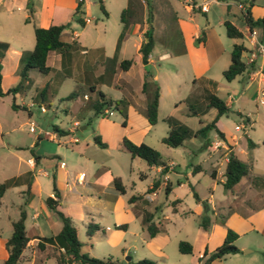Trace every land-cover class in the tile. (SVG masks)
<instances>
[{
    "label": "rangeland",
    "instance_id": "rangeland-1",
    "mask_svg": "<svg viewBox=\"0 0 264 264\" xmlns=\"http://www.w3.org/2000/svg\"><path fill=\"white\" fill-rule=\"evenodd\" d=\"M224 1L235 6L239 2V0H223L218 3H210L206 14L192 12L191 16L199 22L200 29L207 27L211 28L214 34L219 32L220 44L224 50L222 55L226 57L232 45L241 44L244 39L227 37L224 33L223 24L219 23L220 18L226 16L240 28L244 26V22L240 11L235 6H231V13L227 12ZM126 3L127 0H102L105 11L103 14L99 9L97 0H84L81 8L82 13L79 16L83 20L87 18V22L80 25L74 16H69L64 21V28L60 37L66 41H70L71 38L75 39L86 50H89V53L92 51V47H101L104 53L111 57L117 35L121 30L119 13ZM149 3V22L154 39L152 51L154 58L151 63L142 64L141 67L145 72L150 74L156 72L157 74L159 107L154 124L147 126L143 112L136 110L135 113L131 109H127L126 106L123 108V113L129 114L126 125H122L123 116L112 106L107 108V113L104 115L94 116L92 111H84L72 118L64 112L65 107L72 100L62 98L69 92H78V90L79 100H81L82 91L87 93L90 98L95 96L94 92L89 91V87H85L79 82L77 77H80V74L66 77L57 83L53 95L45 92L42 101H39V97H37V101H32L33 99L30 100L28 96L33 94L34 84L39 86L41 80L47 79L46 75L32 69L29 74L28 91L25 94H20L21 90H19L15 95L17 104L22 101L24 103L32 102L33 105L26 109L11 108L10 93L0 97V182L26 168V158L31 156L30 150L36 148V145L32 148V143L38 142L37 137L40 139L44 137L45 143L42 145V149H54L57 155L48 156L34 166L33 173L38 184L39 197L43 199L51 192L53 181L58 188L59 204L61 208L71 214L81 241L86 240L83 226V222L87 221V216H84L85 212L90 213L94 223L98 224L99 227H108L109 230H104V235L110 231L115 232L117 245L110 246L99 229L88 241L86 250L89 256L93 258L111 257L117 260L118 264H125L128 258L132 261L148 259L145 255L144 243L149 236L141 223L144 211L150 214L151 222L155 224L159 234H167L168 241L164 249L167 252L168 260L173 261L176 257L188 260L194 258L199 246L198 241L194 238L199 231V220L202 215L208 216L210 225L213 218H216L218 222L229 208L238 206L237 200L230 199L229 193L222 186L223 176L221 174L224 171V164L219 165V174L216 178L209 175L212 156H215L216 153L222 159L224 152H226L221 143L217 148H211V144L220 139L216 132L212 129L208 131L207 142L193 135L188 136L181 145L176 147H169L161 141L171 123L185 126L190 131H194L211 122L216 113L215 109L206 108L204 100L197 96L198 91L191 83V69L186 56L175 54L176 50L182 46L175 17L186 18L187 16L181 3L177 0H149ZM141 4L142 22L139 24L142 29H145L147 9L143 1ZM26 18L27 9L23 6L20 9L13 8L12 11L5 13L0 11V41L9 42L10 49L30 50L32 48V23L25 21ZM185 35L187 37L189 35L186 30ZM128 41L133 44L129 46V52L133 56L137 35L129 34ZM191 44L195 46L196 41L192 40ZM162 50L168 51L171 57L163 61L157 60L155 55ZM2 52L3 50L0 49V53ZM74 52L77 54V49ZM7 54L9 59L4 60L1 67L2 90L15 85L18 81V72L11 61L14 55L9 49ZM245 56L246 53L243 51L241 59L244 60ZM219 61L212 67L213 74L217 73V77L219 75L222 84L230 85V87L239 90V84L235 80L226 81L218 72ZM48 64H51L50 59H48ZM101 90L108 98H120V91L117 88L102 86ZM214 94L220 99H225L230 93L224 86L219 85ZM236 96L237 93L231 95L232 99L235 100L232 105L234 109L239 108L240 104L250 108V110H253L255 105L258 106L260 111H258V116L252 126L246 128L245 133H243V129L235 132L233 125L242 121L244 124V117L237 116L232 112L228 113L227 117L225 114L218 117L222 127L217 122H215V126L219 131L225 129L226 135L229 133L241 135L242 141L246 140L245 134H247L250 140L260 144L264 137L263 106L255 104L253 100L246 101L241 97L236 100ZM37 105H42L46 111L40 112ZM193 111L195 113H192ZM73 120L78 121L77 127L72 125ZM99 122H101L100 126H98ZM29 125H33L32 132L28 131ZM53 125H57L61 129H70L71 132L50 140L44 133L51 135ZM80 126L83 128L80 129ZM124 126L131 134L130 138L123 136ZM95 135L106 147L101 148L93 142L92 138ZM123 137L130 141L141 139V142L156 150L163 161L174 163L173 169L167 173L170 182L168 192L163 188L156 190L154 194L146 191L148 186L159 176L155 167H151L143 159L131 158L121 145ZM259 149L263 151L264 147ZM58 160H62L66 165V178L62 176L63 170L54 167ZM98 162L111 166L113 173L120 178L124 193L120 194L115 191L110 184L109 193L112 195H109L108 199H113L112 201L116 203L119 210L117 216L129 220L125 231L114 227V218L108 210L101 209L94 204H81L82 201H85V187L75 183V176L82 172L85 175V180L95 176L100 184L106 182L104 179L106 173L101 167L91 176L94 171L92 167ZM196 164L200 165L202 170L191 174L192 166ZM39 169L45 170L46 174L38 172ZM141 174H144V177H140ZM178 181L182 185H178ZM66 185L70 186L71 191L66 192ZM21 188L24 189L23 187L19 189ZM192 191L195 192L200 203H204L206 207L199 215L194 212L197 201L192 196ZM130 197L138 198L131 202L128 201ZM23 198V193L17 192L14 188L6 189L3 196L4 201L13 202V204ZM175 199L179 200L178 209L176 212H172V201ZM14 212L15 209L9 207V216H15ZM0 223L6 224L5 217L0 218ZM253 239L262 243L264 248V239L254 232L240 236L238 243L245 244ZM179 241L188 242L191 245V253H180L177 250ZM249 244L248 247H244L249 252H244V248H242L240 254H228L224 258L215 260L212 264H264V253L258 249L257 242H250ZM247 259H249L248 262ZM51 261L48 259L43 264H51Z\"/></svg>",
    "mask_w": 264,
    "mask_h": 264
},
{
    "label": "crops",
    "instance_id": "crops-1",
    "mask_svg": "<svg viewBox=\"0 0 264 264\" xmlns=\"http://www.w3.org/2000/svg\"><path fill=\"white\" fill-rule=\"evenodd\" d=\"M83 1L81 4V8L83 6ZM243 1L245 0H239V2L241 3H243ZM26 2L27 0H0V11L2 10L3 13H5L8 11H12L13 8L20 9L22 6L26 7ZM30 4H31L30 5L31 15L28 16L27 13V17H30V19H32L33 23L36 26L41 28H46L51 24H57V23L64 24V21H66V19L72 15V11L76 6V0H30ZM181 6L184 12L187 14V16L186 18L175 17L182 43L181 48L179 50H176L175 54L186 56L191 69V73H190L191 83L193 87H196L195 90L198 91L197 96L200 97V99L204 100V95L207 92L214 93L216 91L217 86L219 85L224 86L229 91L230 94L227 95V98L222 99L229 109V111L225 114V117H227L228 113L231 112L235 113L237 116H243L244 124H242L243 121L236 123L233 125V129L235 125H242V127L239 130L234 129V131L239 132L241 131V129H243V133H245L246 128H250L254 123V121L256 120L258 116V111L260 110L257 105L254 106L253 110H250V108L245 107L243 104H240L239 108L234 109L232 105L235 100L232 99L231 95L237 93V96L235 98L236 100L239 97L245 99L246 101L253 100L255 104H259L264 108V56L256 55V57L253 59V62L248 64L250 65L251 68L237 75L233 79L237 82V84H239V90L237 88L230 87V85L222 84L219 80V75L217 77V73L213 74L212 67L217 61L220 60L218 72L221 73V71L224 68H226L229 63L230 50H228L226 57L223 56L222 52H224V50L220 44L219 32L217 34H214L211 28H207V27H205V29H200L199 22L197 20H194V18L191 16L192 12H199V11L189 10L182 3ZM225 6L227 12L231 13L230 10L231 6H235V5L228 3ZM244 7L248 8L252 19L264 18V0H252L250 5L245 1ZM235 8L238 9L240 13L243 12L237 6H235ZM207 11L199 12V13L206 14ZM224 20H228L229 22H231L241 32L242 34L241 38L244 39V42H241V45L246 49L245 59L244 60L241 59V60L244 63H246L248 58V53L254 49L255 43L256 42L264 43V21L254 25L251 28H249L243 21L244 26L240 28L236 26V24L232 20L228 19L226 16L220 18L219 23L222 24ZM121 30H122V25H121ZM121 30L119 31L117 38ZM185 30L189 34L188 37L187 35H185ZM143 31L144 29H142L140 24L137 23H130L126 26L125 30L123 31V35L119 41L118 49L117 52L115 53V59L113 62L107 60L108 58H110V56L108 54H105L101 47H92V51L89 53V50H86L85 47L81 46L73 38H71V40L73 39L77 44L78 55L74 51H72L67 53L62 58L58 52L49 51L46 55V61H45L46 65L49 67V71L47 74H44L47 76V79H45L44 81L41 80L39 82V86L34 84L33 94L31 96H28L29 99L30 100L33 99L32 101H37V97H39L38 95L40 91H42L44 88L46 89L45 91L46 94L49 93L50 95H53L52 93H54L56 89L55 85L57 83H59L61 80L65 79L66 77L73 76L75 74L77 75L80 74V77H77L79 82L85 87L93 86L94 87L93 92L95 93V96L93 98H90V96L87 93L82 91L81 100H79L78 99L79 90H78L77 95L73 99H71L72 102L69 105H67L64 109V112L69 114L72 118L75 117L76 114L81 112L79 111V108L85 103L86 100H93L97 96L96 94L97 91L102 92L101 90L102 86L108 88L110 87L117 88L120 91V98L117 99H122L124 101V106H126L127 109H131L135 113L136 110L144 113L145 101L143 94L140 93L139 91V87L142 82L143 76L146 72L141 67L142 63L140 62V54L138 53V48L143 40V36H142ZM251 32H253V34H251ZM129 34L137 35V41L135 42L133 49L135 54L133 56L130 54L131 52H129L130 44L133 45L128 41ZM199 38L201 39L197 40ZM61 40L63 39L61 38ZM192 40L196 41L195 46L191 44ZM63 41L70 42L66 40ZM5 43H7V48H5V50H3L2 53H0L1 67L3 65L2 64L3 61L9 59L7 54V50L9 49L10 52H12V54L14 55L11 61L13 63V66L16 68V71L18 72L20 68L19 58L22 55V53L27 52L29 50L10 49L11 47L10 43L9 42H5ZM114 49L112 55L114 54ZM152 51H153V47L148 55V60L146 64L151 63L152 59L154 58ZM155 57L157 58V60L163 61L170 58L171 54L168 51L162 50L158 52L155 55ZM48 59L51 60V64H48ZM123 59L132 60V63L128 66L126 70H121L118 67L119 61ZM32 69L33 68L28 69L26 72L27 79L24 82L20 94H25L28 91L27 87L29 85V78H30L29 74L32 71ZM151 75L152 78L157 81L156 72L151 73ZM100 76L101 79L99 78ZM1 78H2V68H1ZM2 91H6V90H2ZM83 94L87 95V99H83L82 97ZM15 95L16 94H14L13 96V101L15 105L23 109H26L27 108L26 104L29 103L30 101H27L25 103L22 101L19 104H17L15 101ZM43 98L44 96H42L41 98L39 97V101H42ZM19 100H21L20 97ZM158 107H159V98H158ZM128 116L129 114H125L126 117L125 125L127 124ZM73 121H76L77 124H79L77 120H73ZM145 122L147 126H150L146 118H145ZM216 122L219 123V125L221 124L218 118ZM100 125L101 122H99L98 126ZM220 126L222 127V125ZM79 128L82 129L83 126H80ZM124 129L125 131L123 132V136L130 138L131 134L127 131V128H125V126ZM64 130L67 131L66 134L71 132L70 129H64ZM220 131L222 133L223 140L220 138L219 141L221 143V146L224 149H226V152H224V156L222 159L219 158L218 154L216 153L215 156H212L211 158L212 164L209 167V175L212 178L217 177V175L219 174V170H218L219 165L222 163L225 165L227 159L225 155H227L228 152L232 153L236 158L246 163L247 165L246 175L242 176L239 179V181L233 185L232 188L226 189V191L230 195V199L237 200L238 206L234 208H229L226 211L225 215L221 216L218 222L216 218H213L211 224L208 226L206 230H203L199 226V231H197V233L195 234L196 236L194 238L195 240L198 241L199 246L197 248L198 250L196 251V254L193 259L188 260V259H182L181 257H176L173 261H169L167 252L164 249L166 242L168 241L167 234L160 235L158 231L154 236L148 237L144 243V249L146 251L145 255H147L146 257H148V259L150 258V260L154 261L155 264H198L197 258L201 256L202 251L206 249L207 252H210L215 247H217L222 242L226 229H231L237 235L236 239L234 240V243L238 248V252L234 254H240L241 249L244 247H248L250 245L249 244L250 242L251 243L257 242L256 245L258 249L262 250V252L264 253L263 244L256 239L247 241V243L245 244L238 243V239L240 236L250 232H254L255 234L260 235L264 239V209L262 208V205L264 203V149L263 151H260L259 149L260 147H264V137L262 138V141L259 144L257 143V141L250 140L247 134H245L246 140L242 141L240 138L241 135H237L233 133H229L228 135H226L225 129L223 130L220 129ZM47 136L48 139L53 140L59 135L53 132L51 135H47ZM41 138L42 139H39L38 142L32 143L31 145L32 148L35 145L36 148L30 150L31 156L27 157L25 161L26 168L21 170L19 173L10 176V177H15L24 172L30 173V178H29L30 183L27 192H24L25 184L10 187L16 189L17 192L23 193L24 198L14 204L13 202H6L3 199L6 190H4V192L0 197V218L5 217L6 219V224L0 223V264L3 263V261L7 256V252L4 244L6 239L11 233V222L15 220L16 217H18L20 206H23L25 211V218L23 224H24L25 234L28 240L20 253L17 264H43L44 261H47L48 259L52 260L51 264H55L56 255L58 254L59 251H61L60 249L59 251H57V249L54 246L46 243L43 244V247L41 249H38L36 246L38 241L36 237L51 236L56 234L60 229L59 219L56 217L54 211L49 209L44 202L45 198L48 196L53 199H56L57 201L56 209L61 211L64 215L68 216L71 219L72 224L76 231L77 239L81 243V247H80L81 252H85L86 254L89 255L88 251L86 250V247L88 241L91 239L93 234L94 233L96 234L100 229L101 233L104 235V230H109L107 226H105V228H101L98 226V224H96L97 229L94 230L92 235L90 237L85 236L86 240L81 241L78 237V231L75 224L73 223L71 214L67 212L65 209L61 208L59 204V199H58L59 192L56 185L54 184L55 189L58 193L57 197H55L53 194L52 186H51V192H49L47 196H45L43 199L39 197L38 184L36 182L33 173L34 166L35 164L40 163L43 159L47 158L48 156L51 157L57 155L54 149L53 150L52 149L47 150L44 148L42 149V145L45 142L43 139L44 137ZM248 140L252 143L251 145H248ZM132 142L139 143L141 142V139L132 140ZM210 151L214 152L213 150ZM35 155L39 156L37 160L34 159ZM28 159H31V161L27 162ZM59 162H63V161L58 160L57 163L54 165V167L59 170H63L62 176L63 178H66L67 177L66 165L63 162L64 165L62 167H59L58 166ZM163 162H164L163 166L150 165L151 167H155V171L159 176L158 179L154 180L146 190L151 194H154L155 191L160 188H163L167 192L170 190V182L167 177V173L173 169L174 165L172 167H169L168 164L171 161H167V162L163 161ZM99 167L103 168L106 173V176L104 177L106 182H102L101 184L97 182L98 178H95V176L92 179L90 178L89 180H85L84 174L81 178H78L79 174H81L82 172H79L75 176V183L81 186L84 185L85 187V191H84L85 201H82L81 204H90V205L94 204L99 206L101 209L108 210L114 218V227L118 228L116 227L117 225H125L123 229L118 228L122 231H125L127 230V225H128L127 223L129 220H125L123 218L118 217L117 213H119V210L116 207V203L112 201L113 199H108L109 195H112L111 193H109L110 184L113 186L112 179L118 176L117 174L113 173L111 166H109L108 164H104L103 162H98L93 165L92 168L94 171L93 173H91L92 174L91 176L95 174L96 170ZM193 167L194 165L192 166L190 172L191 174L194 173ZM199 167L200 168L198 171H201L202 167L200 165ZM38 172H43L44 174H46V171L43 169H39ZM221 176H223V173L221 174ZM140 177H144V174H141ZM256 177L257 179L255 180ZM177 184L182 185V183L179 181ZM20 187H23L24 189L22 188L19 189ZM113 189L117 191L114 186ZM65 190L66 192L71 191L70 186L66 185ZM137 198L138 197H134L131 198L132 200H128V201L132 202ZM175 200L177 202L172 203V209H171L172 212H176L178 209L179 200L177 199ZM23 201L25 202L22 205ZM196 201L197 202L194 206V212L196 213V215H199L202 212V206L199 199ZM9 207L15 209L14 212L15 216H9L8 214ZM212 211L214 213V210ZM122 212L124 211L122 210ZM144 214H146L145 211L142 213V217ZM84 216H87L86 217L87 221L83 222L84 231H85V226L87 223H93V224L95 223L93 221V218L90 216V213L85 212ZM150 221H151V217H150ZM141 223H142V219H141ZM104 239L107 241V243L110 246L117 245L118 241L116 240L115 232L113 231H110L109 233L105 234ZM89 246L91 247V245ZM244 252H249V250L244 248ZM107 258H110L115 264H118L117 260H114L111 257H107ZM249 259H247V262L249 261ZM138 260L140 259L132 261L130 258H128L125 264H136ZM214 261L215 260H213L211 264Z\"/></svg>",
    "mask_w": 264,
    "mask_h": 264
},
{
    "label": "trees",
    "instance_id": "trees-1",
    "mask_svg": "<svg viewBox=\"0 0 264 264\" xmlns=\"http://www.w3.org/2000/svg\"><path fill=\"white\" fill-rule=\"evenodd\" d=\"M99 3V9L103 14L105 11L102 6V0H97ZM145 3V7L147 9L146 15V27L142 33L143 40L141 45L138 48V53L140 54V62L142 64H146L148 60V55L153 47L154 39L152 36V27L150 25V11H149V0H127L126 5L120 10L119 13V21L122 25V30L117 38L114 54L112 57L108 58L107 60L113 62L115 59V53L118 49L119 41L123 35V31L125 30L126 26L130 23H141L142 22V4L141 2ZM249 5L251 4L252 0H245ZM243 1V3L245 2ZM81 0H76V6L72 11V15L74 16L78 24L83 25L84 20L79 16L82 13L81 11ZM30 0L26 2V9L28 16L31 15V6ZM243 21L245 24L251 28L254 25L263 22L264 18L259 19H252L249 13L248 8H245L243 12H241ZM25 21H31L32 23V32H33V46L31 50L22 53L19 58L20 68L18 71V81L15 85L6 89V91H2L1 89V64H0V97L6 95L8 93L11 94V108L18 107L15 105L13 101V96L19 90L22 89L24 82L26 81V72L28 69H36L41 74H47L49 71V67L46 65V55L49 51H56L60 54L63 58L67 53L72 52L77 49L76 42L72 39L70 42H65L61 40L60 34L64 28L63 23L51 24L46 28H41L36 26L30 17H27ZM224 27L225 35L229 38H241V32L228 20H224L222 22ZM201 38L197 39L200 40ZM7 48V43L0 42V49L5 50ZM246 49L241 44H233L230 51H229V63L226 68H224L221 72L224 80L231 81L237 75L243 73L244 71L250 69V65L244 63L241 60V54ZM1 56V54H0ZM132 63L131 59H123L119 61L118 67L121 70H126L128 66ZM101 79V76L99 77ZM46 89L44 88L39 93V97L41 98L44 94ZM89 91L93 92L94 87L90 86ZM140 93L144 96L145 101V108H144V115L148 122V124L152 125L156 122V115H157V107H158V98H159V87L156 82L152 78V75L149 72H146L143 76L142 82L139 87ZM97 96L93 100H86L85 103L80 106L79 111H92L94 116L103 115L102 109L108 108L112 106L114 109L119 111V113L123 116L121 121L122 125L125 124V114L123 113L124 108V101L122 99H111L105 97V95L101 91H97ZM77 95V91L69 92L64 98L62 99H73ZM204 102L206 108H213L215 109V118L205 124L200 126L194 131H190L187 127L171 123L169 125L168 131L165 136L161 138L162 143L169 147H176L182 144V142L190 135L195 137H200L203 139L204 142H207L206 135L208 131L211 129L216 132L219 137L223 140V136L221 131L217 129L215 126V122L217 118L223 114H226L229 109L224 103L222 99L217 97L212 92H207L204 95ZM192 113H195L193 111ZM53 132L58 135H64L67 133L66 130L59 128L57 125L52 126ZM39 140L40 138L37 137ZM93 142L97 144L99 147L104 148L106 147L103 142L100 141L97 135L93 136ZM35 143V142H34ZM252 143L248 140V145ZM122 147L129 153V155L133 157H138L143 159L148 165L154 166H163L164 162L160 158L159 153L151 148L150 146L144 144L143 142L134 143L127 138L123 137L121 140ZM39 158L38 155L34 156V159L37 160ZM226 162L224 165L223 171V182L222 186L224 189H230L233 187L235 183L239 181V179L246 175L247 173V165L243 161L236 158L232 153H227L226 155ZM199 165L196 164L193 167V171L196 172L199 170ZM29 178L30 173L24 172L18 176L10 177L4 179L0 182V197L4 190L10 187L18 186L21 184H25L24 192H27L29 188ZM257 177L255 178V180ZM112 184L116 188V190L120 193H123V186L120 183L118 177H114L112 179ZM154 185V183H153ZM52 190L55 197H57L58 193L55 189L54 182L52 181ZM192 196L195 200H198L194 191H192ZM130 199L128 200H132ZM25 201H23L22 205ZM46 206L53 210L56 217L60 221V229L59 231L51 236L47 237H36L37 241V248L41 249L43 244H50L54 246L57 251L62 248L63 251H59L56 255V262L55 264H115L110 258L106 259H97L89 256L85 252L80 251L81 243L77 239L75 228L72 224L71 219L64 215L61 211L56 209L57 201L51 197H46L44 200ZM177 202L173 200L172 203ZM202 210L206 209L205 204L201 203ZM264 209V203L262 205ZM25 218V211L23 206H20L18 217L11 222V233L5 241V249L7 252V256L2 264H17L18 258L26 242L28 240L25 230H24V221ZM142 223L147 230L148 236H154L158 229L153 222L150 221V214L146 213L142 217ZM210 220L208 216L202 215L199 220V226L206 230L209 226ZM116 227L123 229L125 225H117ZM97 229V225L93 223H87L85 226L84 234L86 237H90L94 230ZM237 235L231 229H226L225 235L223 237L222 242L215 247L212 251L207 252L204 249L201 253V256L197 258L198 264H211L213 260H217L223 258L225 255L234 254L238 252V248L234 244V240L236 239ZM177 250L180 253L189 254L191 253V245L186 241H179L177 244ZM136 264H155L154 261L150 259H140L136 262Z\"/></svg>",
    "mask_w": 264,
    "mask_h": 264
},
{
    "label": "built area",
    "instance_id": "built-area-1",
    "mask_svg": "<svg viewBox=\"0 0 264 264\" xmlns=\"http://www.w3.org/2000/svg\"><path fill=\"white\" fill-rule=\"evenodd\" d=\"M81 1H83V0H81ZM178 1H180L189 10L206 12L208 10L210 3H218V2H222L223 0H178ZM224 4L227 5L228 4L227 1H224ZM236 6L239 9H241L242 11L245 8L244 3H241V2H237ZM84 22H87V18L84 19ZM251 34H253V32H251ZM256 55L264 56V43H261V42L255 43L254 49L248 53V58H247L246 64L252 63L253 59L256 57ZM82 97H83V99H87L86 94H83ZM32 105H33L32 102H29L26 104V107H30ZM37 108L39 109L40 112L46 111V109L42 105H37ZM102 113H103V115L105 113H107V108L102 109ZM72 125L74 127H77L78 124L76 121H73ZM241 127H242V125H235L234 129L239 130ZM28 131H31V132L33 131V125H29ZM44 135H48V134L44 133ZM219 145H220V141L216 140L215 142H213L211 144V148H217V146H219ZM30 161H31V159H28L27 162H30ZM63 165H64L63 162H59V164H58L59 167H62ZM173 165H174V163H172V162H170L168 164L169 167H172ZM82 176H83V174L81 173V174H79L78 178H81ZM60 250L63 251L62 248H60Z\"/></svg>",
    "mask_w": 264,
    "mask_h": 264
}]
</instances>
